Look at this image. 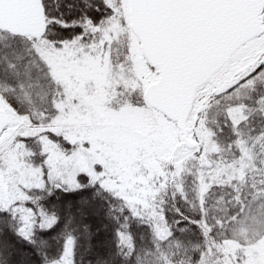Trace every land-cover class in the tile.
<instances>
[{"label":"snow or ice","instance_id":"obj_1","mask_svg":"<svg viewBox=\"0 0 264 264\" xmlns=\"http://www.w3.org/2000/svg\"><path fill=\"white\" fill-rule=\"evenodd\" d=\"M0 264H264V0H0Z\"/></svg>","mask_w":264,"mask_h":264}]
</instances>
